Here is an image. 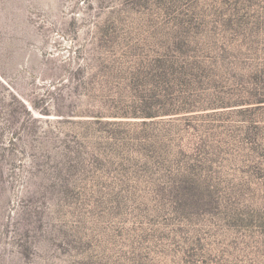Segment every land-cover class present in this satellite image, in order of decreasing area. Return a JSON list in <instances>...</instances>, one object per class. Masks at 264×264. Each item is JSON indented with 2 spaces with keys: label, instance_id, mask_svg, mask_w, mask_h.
Wrapping results in <instances>:
<instances>
[{
  "label": "rangeland",
  "instance_id": "obj_1",
  "mask_svg": "<svg viewBox=\"0 0 264 264\" xmlns=\"http://www.w3.org/2000/svg\"><path fill=\"white\" fill-rule=\"evenodd\" d=\"M0 264H264V0H0Z\"/></svg>",
  "mask_w": 264,
  "mask_h": 264
}]
</instances>
